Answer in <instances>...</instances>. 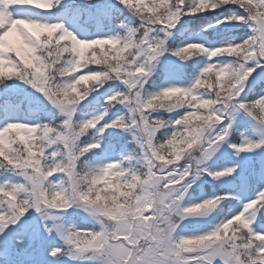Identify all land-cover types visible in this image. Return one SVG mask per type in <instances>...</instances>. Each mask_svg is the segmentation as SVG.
Instances as JSON below:
<instances>
[{"label":"snow or ice","instance_id":"6c2138e0","mask_svg":"<svg viewBox=\"0 0 264 264\" xmlns=\"http://www.w3.org/2000/svg\"><path fill=\"white\" fill-rule=\"evenodd\" d=\"M91 3V0H86ZM63 0H0V82L20 79L43 94L64 117L51 127L9 123L0 129V169L19 170L22 182L0 187V264H40V230L34 214L45 210L67 212L81 205L100 225L95 231L55 232L64 244L47 248L49 260L59 264L67 257L93 254L99 264H264V225L253 229V218L264 213V192L210 234L175 238L188 218L205 215L223 199L216 196L183 205L195 193L196 181L207 173L213 181L238 175V168L220 171L201 168L226 142L234 111L247 112L264 125V96L241 102L245 86L256 67H264V0H117L141 21L124 35L79 39L63 24H44L25 18L28 9L51 11ZM235 6L247 16L232 14L218 23L251 24L253 35L242 43L208 48L202 43L173 46L169 40L185 16L195 17ZM126 25L121 24L120 28ZM180 61L205 56L236 58V66L209 63L189 87L169 85L147 97L141 94L148 81L172 74L161 58ZM253 63L255 67H246ZM119 81L126 92L107 98L109 108L130 106L131 116L99 129L138 130L136 143L143 153L145 170L128 171L119 162L85 171L84 157L102 150L100 142H84L108 114L75 123L77 106L87 90ZM183 110L180 118L164 121L154 112ZM164 128L173 129L166 140ZM54 145L58 150L49 152ZM237 154L254 153L264 143L233 142ZM115 148V146H113ZM139 154V153H138ZM264 178V161L260 163ZM64 178L68 187L52 182ZM179 218L178 220L176 218ZM47 239L54 229L43 225Z\"/></svg>","mask_w":264,"mask_h":264},{"label":"rangeland","instance_id":"374dc122","mask_svg":"<svg viewBox=\"0 0 264 264\" xmlns=\"http://www.w3.org/2000/svg\"><path fill=\"white\" fill-rule=\"evenodd\" d=\"M65 1H71L74 3H85L86 0H65ZM117 1V0H116ZM90 11H81L78 7L76 9H71L69 11L66 10V12H61L59 16L55 17V14L58 15L59 13H54L51 11H42L38 9H28L24 16L27 19L33 20L35 22L44 23V24H63L65 29L68 31L73 32L74 35L77 36L79 39H96V38H105L112 35H117L118 32L114 30H106L103 27L102 22L97 19V17L89 16ZM99 20V21H98ZM252 30V27H251ZM252 34L253 31H252ZM188 41H186L185 44H187ZM190 43H202L205 47L208 48H218V47H225L228 46V44H216L214 42H211L208 38H206L204 35H197L196 37H193L190 40ZM183 45V46H184ZM172 58L171 55H166L165 57L161 58V63H165ZM212 63L217 65L218 67H222L223 60L214 58L212 60H209L205 56H200L198 63H197V70L194 74L187 80L183 78V76H178V73L173 70L174 65L177 64H165V66L170 67L172 70V74L169 76L167 80H164V83L161 87H167L169 85H176V86H183V87H189L192 83H194L195 79L198 78V75L200 71L203 70L207 64ZM246 67H255L253 63H249L246 65ZM255 75H252L251 78L246 83V86L248 82L250 84L257 83L261 81L264 77V67H256L255 71L252 73ZM123 85L122 83H118ZM245 86V92H247V88ZM126 89V86H124ZM160 87V88H161ZM127 90V89H126ZM143 91V90H141ZM87 93L89 94V91L87 90ZM143 95V94H142ZM145 96V94L143 95ZM264 96V93H263ZM109 96H107L108 98ZM246 98L242 94L240 100L241 102H245ZM94 99H88L87 102H91ZM86 102V103H87ZM130 106L125 105H117L113 108V112L117 114V116H121L124 112H127L129 116H131ZM83 110L82 104L77 106V113H81ZM5 116L4 120L0 121V129L6 127L9 123H26L33 126H36L37 123L32 120H26L24 111L21 109L20 106H14L13 104H7V106L4 108ZM75 114V115H76ZM99 116L98 113H93L90 118H97ZM64 117L60 114L59 118ZM77 116L74 117V122L78 123V120L76 119ZM89 117L86 119H90ZM1 119V118H0ZM83 119L81 122H83ZM63 122V121H62ZM102 124V123H100ZM231 125V130L228 134V139L226 142L219 145L215 155L208 160L204 165L200 166L201 168H206L209 171H220L224 170L226 167H233L238 168V175L240 176V185L239 189L235 192L236 197H238V201L236 205H231L232 208L231 211L226 213V216L223 215L226 212V209H224L225 205H228L227 203H220L216 206L215 209L211 210L205 215H201L199 217L195 218H188L183 220L182 222H179V226L177 227L175 234L177 235L179 239L181 237H199L203 235L210 234L211 232L215 231L217 228L222 227L224 223H226L228 220L234 218L235 215L240 214L243 212L244 208L248 203L253 202L254 200L258 199L260 194L264 192V178L261 176V168L260 166L253 169V171L250 170V165H256L261 163V161H264V147L258 149L254 153H242L237 154L236 150L231 147V144L233 142L237 143H244V142H254V143H264V125L259 124L255 119H253L247 112L244 111H234L232 118L225 122V125L220 126L214 130H212V135H218L220 134L225 127L228 125ZM101 125H98V129H100ZM119 136L125 137V135H128L129 138H132L135 142L136 139L140 136H142L141 133H139L138 130L134 131H123L118 129ZM233 132L237 133L238 140L234 139L232 140L231 136ZM118 134V133H117ZM98 142L102 143V152L101 155H95L94 157L86 158V161L88 163H92L89 168H100L106 165L109 162H119L121 163V166L123 167V161L124 156L126 155L125 151L119 150L116 147L113 148L112 143H107L106 141H103L102 135H100V138H98ZM235 140V141H234ZM136 147H138L136 143ZM139 148V147H138ZM51 152V149L48 150ZM140 156L138 158L141 159V161L144 163L143 159V153L139 149ZM236 175V176H238ZM255 175V176H254ZM204 176H208L207 173H205L200 180L196 181L194 187L196 190L202 189L203 185L209 181ZM260 177L261 180L257 179V177ZM210 177V176H209ZM229 178H222L219 181H210L211 183H219L222 187L229 186V188L233 187L228 180ZM53 180L57 183L58 177H54ZM260 182V183H259ZM2 183V181H0ZM231 186V187H230ZM237 188L233 187L231 189V192H234ZM216 196V195H214ZM213 197L208 196V194L204 191H201L199 193H192L190 192L182 202L183 205H191L193 203H200L203 200L211 199ZM50 212V213H49ZM47 214L41 215V214H34L32 223L34 227L38 228L40 230V236H41V245L44 246L43 249L45 255H42L41 257L38 255V258L40 260H46L47 257V248L50 247L53 243L57 246H66L64 244V241L59 238L57 233L55 232V229H60L61 232L67 233L69 231L77 232V231H91L92 229H99L100 225L97 223V220L95 217H93L90 212L86 211L81 205L79 204H73V206L67 211V212H59L56 210H49ZM72 214L79 215L82 217L83 221L86 223L91 224V226H88L86 229H80L77 224L70 223V218L72 217ZM263 213H258L253 218L252 227L253 229H256L258 225H261V216ZM50 216V217H48ZM223 216V217H222ZM48 217V218H46ZM222 217V219H220ZM179 219L178 217L176 218ZM220 219V221H219ZM43 220H49L48 226L54 229L53 233V239L49 240L45 236V233L43 231L42 223ZM219 221L215 226L214 224ZM209 224H213L212 227L208 226ZM95 225V226H94ZM43 249L41 253H43ZM85 255V254H84ZM84 255H78L77 259H69L67 257H64L63 260L59 261V264H71L76 263L80 260V263H86V258H84ZM87 255V254H86ZM90 257H92L91 263L99 264L98 259L93 255L89 254ZM53 264H56V262L52 261Z\"/></svg>","mask_w":264,"mask_h":264},{"label":"trees","instance_id":"16d2710c","mask_svg":"<svg viewBox=\"0 0 264 264\" xmlns=\"http://www.w3.org/2000/svg\"><path fill=\"white\" fill-rule=\"evenodd\" d=\"M79 8L81 11H90L89 16L97 17L103 23L104 29L114 30L118 32L119 35H124L127 31V28L130 27H138L141 23L138 17H136L129 10L124 9L121 5L117 3L116 0H91V3H74L71 1L63 0L58 7L53 8L54 13H59L56 16H59L60 13L66 12L71 9ZM236 14L247 16L243 10L236 8L235 6H229V8H221L216 12H209L202 14L200 16L189 17L185 16L181 21L180 25H178V30L174 32L173 36L169 40V43L173 46H182L186 41L190 42L193 37L197 35H204L211 42L216 44H232V43H242L244 40L250 38L252 34L251 24H230V23H218L221 20H224L226 17ZM126 25L125 28H120V25ZM223 47V46H222ZM200 56L193 57L190 61L182 62L178 58L172 56V58L168 61L174 65L173 70L178 73V76H183L185 80L190 78L192 74H194L197 70V63ZM218 59L223 60L222 67L228 66L229 64L236 66L238 61L236 58L232 57H218ZM167 61V60H166ZM168 63V64H170ZM164 65L167 62L163 63ZM170 64V66H172ZM252 75H255L252 74ZM251 78V77H250ZM164 78L159 75H154L148 83L145 85L143 91H156L158 87L162 84ZM251 82V81H250ZM248 82L247 86L249 87L247 92L243 95L246 98L245 102H254L260 99L264 93V77L261 81L257 83L250 84ZM119 81H107L103 84V86H94L93 89L88 90L87 99L82 102L83 110L81 113H77L75 116L78 120V123H81L83 119L90 118L93 113H98L99 116L104 115L105 109H109L108 114L104 116V119L100 122V127H103L107 123H111L115 119L125 118L126 120L130 117L127 112L121 114V116H117L115 112H113V108H109L107 104V96L115 95L118 92H126L124 85L118 84ZM88 99H94L91 102H87ZM87 102V103H86ZM11 103L13 105H21L22 110L24 111L26 120H32L37 123L36 126H44L48 125L51 127H55L62 123L63 118H59L60 112L59 110L50 103V101L41 93L36 91V89L32 88L30 84L26 83L20 79L13 80H5L0 82V117L3 115L2 108L6 106V104ZM183 114V110H178L173 113L166 112H154L152 113V117L155 119H162L166 122L174 121L175 119L180 118ZM91 119V118H90ZM171 128H164L160 131L158 138L161 142L166 140L169 137ZM118 133V134H117ZM93 132L90 131L85 137H83L84 142H93ZM103 141L107 143H112L117 149L124 150L126 155L124 156L123 168L128 171L141 172L145 170L144 163L141 161L139 153V148L136 147V142L129 138L128 135L119 136L118 129L108 128L102 135ZM57 145H54L51 148V151L58 150ZM97 155V152L87 154L83 159L86 161V158L94 157ZM87 162V161H86ZM87 166V163H86ZM86 168V167H85ZM85 170V169H84ZM23 177L20 174L19 170L12 169L10 167L0 169V187H5L8 185H15L19 182H22ZM60 188L68 187L64 178L59 176ZM57 183V184H58ZM58 184V185H59ZM229 186L222 187L219 183H211L203 188V191H206L209 195H214L216 193H224L228 191ZM227 205L224 206V209ZM43 213V215L46 213ZM72 222L81 226L83 228H87L91 226L89 223H85L81 216L75 215L72 216ZM261 225H264V213L262 215ZM95 226V225H94ZM98 230V228L96 229ZM89 231V230H86ZM91 231H95L92 229ZM43 246H40V251L38 255L41 257L44 255L41 253ZM84 255V254H83ZM84 258H86V263H80V260L76 263L71 264H96L91 263L92 257L89 254H85ZM39 259V258H38ZM60 260H63L60 259ZM40 264H53L51 260L48 258L44 261L39 259ZM28 263V262H27ZM29 264V263H28Z\"/></svg>","mask_w":264,"mask_h":264}]
</instances>
